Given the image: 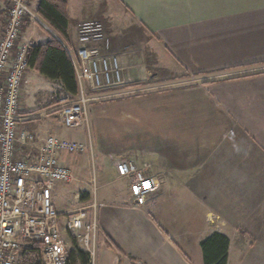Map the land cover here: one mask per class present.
<instances>
[{
    "label": "crops",
    "instance_id": "1",
    "mask_svg": "<svg viewBox=\"0 0 264 264\" xmlns=\"http://www.w3.org/2000/svg\"><path fill=\"white\" fill-rule=\"evenodd\" d=\"M39 1L30 0L35 14ZM67 12L66 42L72 45L77 43L80 23L96 19L105 24L111 53L119 57L123 68L124 93L136 94L121 100L135 98L130 101L141 104L127 107L125 115L141 130V140L160 145L150 142L136 149L135 142H129L124 160L139 165L135 159H141L139 167L162 185L169 170L179 173L176 184H182V175L200 174L191 184L196 186L190 189L191 198L178 192V209L170 213L188 215L193 222L194 215H200L190 202L203 208L202 225L186 231L157 225L143 208L152 198L143 205L134 200L120 208L99 203L95 264H194L179 245L185 233L208 237L214 232L230 239L227 264H264V0H67ZM5 20L0 0V35ZM42 26L25 18L20 43L47 42L51 35ZM154 52L161 70L167 67L168 74L161 73V82L145 88L141 85L148 72L144 57ZM32 75L28 83L34 84L37 78L64 92L59 80ZM144 90L148 92L139 94ZM92 103L95 113L103 112ZM88 116L84 124H89L90 109ZM54 134L39 132V137L56 136L86 146L83 151L58 154L71 170L72 179L64 181L70 187L84 171L81 162L72 158L94 153L93 141L68 137L60 129ZM97 150L106 155L102 146ZM94 176L97 179L99 174ZM56 188L57 184L54 203L64 213L70 208L61 204ZM185 246L193 253L190 244Z\"/></svg>",
    "mask_w": 264,
    "mask_h": 264
},
{
    "label": "built area",
    "instance_id": "2",
    "mask_svg": "<svg viewBox=\"0 0 264 264\" xmlns=\"http://www.w3.org/2000/svg\"><path fill=\"white\" fill-rule=\"evenodd\" d=\"M3 2L6 20L0 35V264H67L61 213L53 201V189L57 182L71 180L72 175L58 154L83 151L86 146L56 136L40 139L36 131L22 126L27 119L21 114V89L29 47L19 40L23 22L31 17L48 26L32 10L30 0ZM57 38L71 58L78 82L77 96L57 107V113L66 126L75 127L88 123L90 104L101 97L95 91L124 85L123 68L119 57L111 53V39L99 20L79 25L75 45ZM24 146L35 148L26 152ZM116 169L118 176L128 181L131 196L139 205L145 204L162 185L155 175L147 174L132 160H122ZM84 207L78 208L67 227L81 230L78 236L88 248L96 236L98 221L96 210L88 219Z\"/></svg>",
    "mask_w": 264,
    "mask_h": 264
},
{
    "label": "rangeland",
    "instance_id": "3",
    "mask_svg": "<svg viewBox=\"0 0 264 264\" xmlns=\"http://www.w3.org/2000/svg\"><path fill=\"white\" fill-rule=\"evenodd\" d=\"M37 26L38 29H40L39 24ZM44 30L48 31L51 36H55L57 38L58 35L51 27H45ZM41 32L44 35L48 36L46 32L42 30ZM63 40L66 42L65 39ZM68 44L72 45L70 43ZM141 45L142 43L139 42L134 47L140 49ZM154 54L155 52L144 57V63L146 64L144 68L149 72H147V74L142 79L144 81L141 83V85L145 88L149 87L150 84V86H152L158 82H161V73L162 75L166 76L168 74V71H166L167 67L165 68V70H161L162 65L161 63H158L157 57ZM28 70L29 68L26 71L21 89V114L27 118L25 121L21 122L22 126L29 131H36L38 133V136H40L39 132L41 134L45 132V135H47L48 131H53L54 134L56 130L60 129L68 137L79 136L82 138H86L87 141H89V138L93 141L95 149L94 153L88 151L81 155H74L72 158V160L78 163L81 162V165L84 169V175L83 173H81L76 176V181H74L70 187L66 185L67 183L64 181L57 182L56 191L60 192L59 197L61 204L65 208L66 206L70 208L69 210L66 209L67 211H64V213L58 210L61 213L60 224L63 239L66 243L67 255L71 250H82V252L88 254L87 264H95L94 259L96 258V254L98 253V249L96 247V244H98L99 236L98 229L96 231L94 241H91L90 245L87 248L85 242L81 241L80 237L78 236V234L81 233V230L73 231L71 229H68V220L78 214V208L83 206H85L84 208L88 213V216L90 217L88 219H91L94 210H96V208H100L99 203H103V201L104 203H106L104 204V206L106 207L113 206V208H120L121 206L130 205L135 199L131 196L128 181L119 176L116 177V172L113 165L116 164L117 166L119 162L127 158L125 155V145H127V143L129 144L130 142V144H133L135 142L136 149H138L140 147H143V145H146L148 147L150 142H152V145L157 146L158 142L154 140L145 141L144 138L141 140V130H138L136 126L132 125V121L130 123L129 119H127L125 115L126 109H128L127 107H131L133 109V106L135 107L138 105L140 107L141 104H135L132 103L133 101H130L134 100L135 98L121 100L123 98L136 95L124 93L126 92L124 85H122V87L124 88L108 87L95 91V93L97 95H100L101 97L100 99L95 100L92 104L97 103L98 107L101 108L103 112L95 113L93 110L94 105H90L89 124L82 123L75 127H68L61 120H59V114L51 110H55L57 107H60L63 104L73 100L77 95H75L74 97L69 96L67 93L62 91L60 86L52 83H46L45 81L37 78L35 82L36 85H34L35 83H28L30 80H33L32 74L37 73L36 71L28 72ZM33 85L35 87H33ZM91 91L92 90L89 91L90 94L94 95ZM145 91L148 92V90H144L140 91L139 94L144 93ZM153 91H155V89ZM150 92H152V90ZM53 101L55 102V104L48 107V105ZM116 103L118 104L117 107L114 105ZM116 115L119 116L116 117ZM161 144L163 145V143ZM99 146H102L106 150V155H104L105 153L101 155L99 150H97L99 149ZM159 146L160 145H158V147ZM25 148H27L28 150H26ZM23 149L27 152L32 149V146H24ZM101 158L105 165V170H103L101 167ZM135 161L139 165L143 164L141 159H135ZM202 171L203 170H199V172ZM168 172L170 173V175L165 177V184L161 186L162 191H160V188L158 191L151 194L149 198H152V201L143 206V208L147 213H149L151 219L159 226L167 227L168 225H173L179 230L186 231V229L189 230L191 226L202 225L201 214L203 208L196 206L195 204H193V202H190V204L195 209H197V213L198 215H200H194L193 220L195 219V221L192 222L188 215L174 217L172 214H170L178 209V204L180 203V200H178L179 193L187 199L191 198L192 193L190 192V189L191 187H196L191 186V184L195 185L193 183L198 180L200 174L189 176L182 175V184H176V180L179 181L176 175H179V173H173L171 170H169ZM94 173L95 175L96 173L99 174V177L97 179L95 176L93 177ZM84 195L89 196L88 200L82 201L81 197ZM54 197L55 195L53 194V201L55 200ZM191 210L192 208L188 210L189 213H191ZM210 218L216 221L215 216H211ZM121 219L123 222H126L125 217H121ZM125 222L124 224H126ZM204 236H201V234H198L196 236V234L189 235V233H185V240H181L182 244L179 243L184 252L188 253L191 261L194 264H203V253L200 241L206 238ZM186 244H190L193 253H190L186 249ZM92 252L94 253L92 254Z\"/></svg>",
    "mask_w": 264,
    "mask_h": 264
},
{
    "label": "trees",
    "instance_id": "4",
    "mask_svg": "<svg viewBox=\"0 0 264 264\" xmlns=\"http://www.w3.org/2000/svg\"><path fill=\"white\" fill-rule=\"evenodd\" d=\"M36 15L51 27L58 36L67 39L69 36L67 0H40ZM27 65L30 70L36 71L42 76L59 80L64 92L69 96L77 95L78 82L73 63L64 46L55 36H51L45 43L29 44ZM54 104L53 101L48 107ZM51 111L59 112V109L56 108ZM88 198V195L81 197L82 201H86ZM229 244V237L221 232H214L202 240L200 245L204 264H227ZM79 263L87 264L88 254L82 250H71L68 254L67 264Z\"/></svg>",
    "mask_w": 264,
    "mask_h": 264
}]
</instances>
